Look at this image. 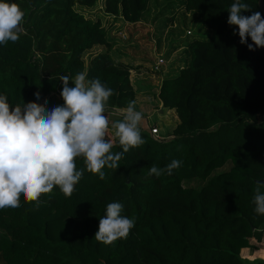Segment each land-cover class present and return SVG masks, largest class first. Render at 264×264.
<instances>
[{
	"label": "trees",
	"instance_id": "1",
	"mask_svg": "<svg viewBox=\"0 0 264 264\" xmlns=\"http://www.w3.org/2000/svg\"><path fill=\"white\" fill-rule=\"evenodd\" d=\"M5 2L25 14L19 40L0 44V95L11 107L54 99L62 106L60 77L73 87L82 71L113 90L107 111L135 100L134 69L113 60L103 15L92 20L83 12L101 2L107 17L136 24L149 0ZM234 2L181 0L184 16L206 34L186 43V64L162 80L158 98L174 111V128L161 139L140 129L145 143L126 153L109 128L111 151L123 156L118 168L103 169L105 179L85 170L71 196L57 186L39 206L21 196L19 207L0 209V264H264V215L253 203L257 182L264 184V48L249 51L250 37L240 43L227 22ZM241 3L250 10L242 15L264 18V0ZM96 46L106 51L86 62ZM173 160L182 163L171 175H148L150 166L165 169ZM76 167L85 168L83 158ZM112 202L134 227L105 245L95 234Z\"/></svg>",
	"mask_w": 264,
	"mask_h": 264
},
{
	"label": "clouds",
	"instance_id": "2",
	"mask_svg": "<svg viewBox=\"0 0 264 264\" xmlns=\"http://www.w3.org/2000/svg\"><path fill=\"white\" fill-rule=\"evenodd\" d=\"M249 6L235 0L228 11V24L238 28L241 44L249 51L264 48V18L259 11L250 16ZM24 12L16 3L0 0V44L19 40L23 31ZM86 71L79 72L69 87L68 75L60 77L63 84L62 106L51 110L47 104L36 102L11 107L7 97L0 95V209H15L23 196L25 202L39 206L40 197L59 187L65 196H71L84 171L105 179L103 169L118 168L123 153H113V142L108 138L110 121L107 102L113 90L99 78L89 80ZM36 99H40L37 92ZM136 101L122 109L123 119L111 123L114 135L126 153L130 148L145 143L139 124L142 113L135 110ZM83 158L85 168L77 170L76 159ZM173 160L165 169L150 166L148 175L159 178L165 171L172 174L181 166ZM264 184L257 182L253 196L255 212L264 215ZM123 205L112 202L106 215L99 219L95 240L105 245L127 237L134 220L121 215Z\"/></svg>",
	"mask_w": 264,
	"mask_h": 264
},
{
	"label": "rangeland",
	"instance_id": "3",
	"mask_svg": "<svg viewBox=\"0 0 264 264\" xmlns=\"http://www.w3.org/2000/svg\"><path fill=\"white\" fill-rule=\"evenodd\" d=\"M149 1L147 11L140 22L136 24H126L122 21L123 23L118 27V31L121 32V34H124L125 38L118 35V38L113 45L124 51L127 58L131 57L134 59L135 56L140 58L144 74L139 80L135 81V84L139 90L146 89L143 91H145L151 98V93L155 92V79L159 80L168 76H176L179 67L185 65L188 60L187 52L185 50L186 43L195 38H201L206 32L202 29L200 21L194 20V16H190L189 14L184 16L182 9H180L181 0ZM98 4H101V2ZM95 9H97V7ZM99 11L102 13V10L99 9L98 11H90V13L85 11L83 13L86 14L85 16H87V18L96 20ZM102 15L104 14L102 13ZM99 17L102 16L99 15ZM109 23L108 20H104L105 26L109 25ZM139 32L141 33L140 35ZM189 32H192L191 36H188ZM109 34L110 31L107 32V37ZM175 46L183 47V49L177 54H173L171 51L172 47ZM98 49L99 48L91 51V53H94V51H97ZM103 50L106 51L105 48ZM110 53L113 60L118 63L117 60L118 58L121 59V57L115 55L117 53L112 54L111 50ZM162 55L165 58L166 63L160 67V72H155L153 70L154 63ZM90 57V52L86 53L84 55L85 61L87 62ZM137 78L138 77H135V79ZM55 101L56 99H54L52 105L47 106L49 110L57 106ZM146 106L147 105L145 104L144 110L150 108ZM167 112V110H163V112H152L150 108L147 112L144 111L142 124H146L145 121L147 120L148 126L151 127L156 125L157 128L161 130L162 134L166 135L170 132V127L173 125L172 113L169 112L167 114ZM167 121H170L171 123H167Z\"/></svg>",
	"mask_w": 264,
	"mask_h": 264
},
{
	"label": "crops",
	"instance_id": "4",
	"mask_svg": "<svg viewBox=\"0 0 264 264\" xmlns=\"http://www.w3.org/2000/svg\"><path fill=\"white\" fill-rule=\"evenodd\" d=\"M101 7H102V5L101 4H99L98 6H97V9H93V10H87V12L88 13H90V11L91 12H94V11H98V9L99 10H101ZM99 14L100 15H102V13H100V11H99ZM97 15H98V13H97ZM103 18L104 19H106V20H108L110 23H109V25H108V28H107V32H109L110 31V34L108 35V37H107V40H109V42H110V44H111V48H110V50L112 51V54H115V53H117V54H115V55H117V56H120L121 57V59H119L118 58V62H120V63H123V64H125V65H127V66H129V67H133V68H131V69H134L133 71H131V73H130V79H131V83H132V86H133V88H134V90H135V93H136V96H135V100H136V104H137V110L136 111H139V112H141L142 113V120H143V114H144V111H146L147 112V110H150V108H151V111L152 112H163V110H165V109H163L162 108V103H161V101H160V99L158 98V95H159V90H160V88H161V85H162V80L164 79H159V80H156L155 79V81H154V90H155V92H153V93H151V98H150V96L145 92V91H143V90H146V89H143V90H139V88L136 86V84H135V81L136 80H139L140 79V77H142L143 76V74H144V72H143V66H141V61H140V58H138V56H135V60L133 59V58H127L126 56H125V54H124V51H122V50H120V49H118V48H116L113 44H114V42H115V40L118 38V35L121 37L122 36V38H125V35L124 34H121V32H119L118 31V27L120 26V24L121 23H123L122 22V20H116V21H114V20H112V17H107L106 15H103ZM105 25V24H104ZM115 26V27H114ZM141 33L139 32V35H140ZM114 39V40H113ZM153 42V41H152ZM97 48H99L97 51H94V53H91V51H93V50H95V49H97ZM105 47L104 46H96V47H94L91 51H90V54H91V56L92 55H96V54H98V53H100V52H103ZM106 49V48H105ZM183 49V47H180V48H178V49H176V50H174V49H172V53L173 54H177L179 51H181ZM120 50V51H119ZM119 51V52H118ZM111 54V53H110ZM159 59H163L164 60V63L162 64V65H164L165 63H166V60H165V58L163 57V55L161 56V57H159L158 59H157V61L159 60ZM126 60V61H125ZM157 61L154 63V64H156L157 63ZM162 65L160 66V67H162ZM155 66V65H154ZM160 69V68H159ZM137 70V71H136ZM159 72H160V70H159ZM135 77H138L137 79H135ZM144 78V77H143ZM152 78H154V77H152ZM154 80V79H153ZM151 103V104H150ZM145 104L147 105L146 107H150L149 109H146V110H144V107H145ZM157 110H159V111H157ZM168 112H167V114L170 112V113H172V120H173V125L170 127V131L174 128V126L176 125V123H177V117H176V115H175V113H174V111H172V110H167ZM107 116H108V119H109V121H110V125H109V128H110V131H111V133L114 135V129H112V127H111V123L112 122H115V121H119V120H122L123 119V112H122V109H115V111L114 110H112L111 112H108L107 114H106ZM142 120H141V122H140V124H139V128L141 129V130H143V131H145V132H149L150 131V128L151 127H154V126H156V125H153V126H148L147 125V120L145 121L146 122V124H142ZM171 120V119H170ZM167 123H171L170 121H167ZM157 127V126H156ZM150 133V132H149ZM159 133H160V135L161 136H165L164 134H162V132H161V130L159 129ZM263 245V247H264V243L262 244ZM258 256L260 257V258H263L264 259V251H260L259 253H258Z\"/></svg>",
	"mask_w": 264,
	"mask_h": 264
},
{
	"label": "built area",
	"instance_id": "5",
	"mask_svg": "<svg viewBox=\"0 0 264 264\" xmlns=\"http://www.w3.org/2000/svg\"><path fill=\"white\" fill-rule=\"evenodd\" d=\"M163 63H164V60H163V59H159V60L157 61V63L155 64L153 70H154L155 72H158L160 66H161ZM114 111H115V110H114ZM108 112H109V111H107L106 114H107ZM149 132H150V135H151V136H153V137H155V138H157V139H161V138H162V136H161L160 133H159V129H158L157 127H151Z\"/></svg>",
	"mask_w": 264,
	"mask_h": 264
}]
</instances>
